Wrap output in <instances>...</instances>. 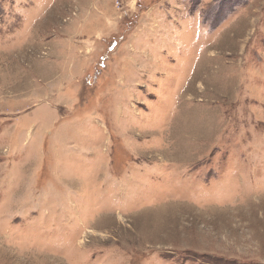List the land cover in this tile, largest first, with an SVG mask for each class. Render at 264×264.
Listing matches in <instances>:
<instances>
[{
	"label": "rangeland",
	"instance_id": "rangeland-1",
	"mask_svg": "<svg viewBox=\"0 0 264 264\" xmlns=\"http://www.w3.org/2000/svg\"><path fill=\"white\" fill-rule=\"evenodd\" d=\"M0 264H264V0H0Z\"/></svg>",
	"mask_w": 264,
	"mask_h": 264
}]
</instances>
